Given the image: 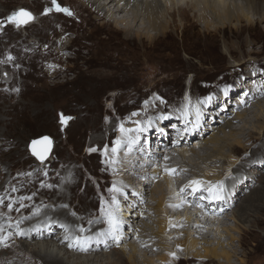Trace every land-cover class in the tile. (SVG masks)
Returning a JSON list of instances; mask_svg holds the SVG:
<instances>
[{"label":"rangeland","instance_id":"obj_1","mask_svg":"<svg viewBox=\"0 0 264 264\" xmlns=\"http://www.w3.org/2000/svg\"><path fill=\"white\" fill-rule=\"evenodd\" d=\"M162 1L166 9L169 3L167 0ZM217 1L221 4H237L238 12L242 16L240 25L237 26L234 22L221 25L223 20L209 14L203 21L193 17L191 12L182 17L176 10L173 17L164 15V21L170 25L163 33L156 34L147 29L146 35L150 34V38L131 34L126 40L127 35L122 31L123 24L113 23L110 16L104 13L106 8L107 12L114 11L110 4L104 6L103 12H99L91 0H57L62 8H67L72 13L68 15L57 11L52 0H0V219L5 225L12 228L13 224L30 218L29 213H32L33 207L37 215L43 214V210L53 212L61 209L62 214L71 216L75 226L83 228V231L96 223L97 230L110 228L105 215L107 211H113L117 220L122 219L125 222V229H120L122 235L129 234L128 231L135 228L136 225L132 223V218H135L132 214L135 212L136 215L140 213L137 219L140 225L134 232L141 231L144 234L152 228L158 230V221L155 220L157 213L150 211L149 214L153 218L150 215L143 221L142 214L145 212L138 210L139 201L147 203L144 194L147 188L142 183L143 180L135 178L134 182L129 184L126 176L123 177L126 173L118 168L116 157L119 152L124 154L126 148L129 150L135 147L133 144L126 147L127 144L123 143L121 147L124 146V149L119 147V151L113 152L121 126L130 129L131 124H146L149 127L145 130L149 133L150 130L157 132L162 124H167L171 130L163 127L161 131L166 133L164 141L172 144L171 134L181 128L178 122L176 123L177 120H182L185 116L193 120V123L187 121L189 125L196 126V118L201 115L208 116L212 118L205 122L206 132H203L205 140L209 141L207 147L213 149L218 143L210 140L215 131L209 127H218L219 123H212L216 119L220 122V114L227 113L228 118H234L238 111L242 113L245 110H254L249 116L264 115V110L259 108L264 106L263 97H249L247 106L238 109V100L236 101L238 92L244 96L245 92H248L247 88L250 92L258 90L261 84V89L264 88V13H254L252 9L241 4V0ZM98 2L103 4L104 1ZM18 8L30 12L33 19L19 26L9 22L7 17ZM129 13L113 12L111 17L120 19ZM127 15L125 17L130 18L131 15ZM130 24L133 25V30H143L145 26L141 19L137 24L131 21ZM260 80L261 82H258ZM222 87L226 90L223 91ZM233 88H238V92ZM234 91L237 94H233ZM213 94L215 98H212ZM222 96L228 97L226 108L217 106ZM261 115L259 121L252 117L255 122L250 126L253 141L239 134L245 150L240 149L236 154L234 165L228 162L211 163L208 172L212 168L215 172L205 176L203 172H199L206 168L202 162H199V170L179 168L180 165L176 164L175 172L180 175L172 177L174 186L198 179L202 182L199 190L204 199L221 201L230 188L229 194H232L237 174L246 175L249 179L246 183L233 187L234 199L229 203L232 208L222 216H227L223 220L231 227L239 221L231 212L241 202L240 198L254 187H258V178L264 176V150L260 147L263 141L261 136H264V118ZM158 117L168 123H162L163 120L151 122ZM154 122L158 124H153ZM241 125L240 121H235L231 126ZM224 132L228 134L229 128L226 127ZM224 132L220 131L217 136L224 137ZM42 135L50 136L52 141L50 154L44 160H40L29 148L31 141ZM258 137L260 140L254 139ZM246 142L249 144L245 145ZM152 144L151 147L157 146L156 143ZM203 144L204 142L201 145ZM202 148L199 150L202 151ZM35 149L42 152L43 147L41 151L37 146ZM143 149H146L144 140L141 142V150ZM140 153L135 151L134 154L140 156ZM175 153V157H178L179 154ZM207 153L206 155H210ZM191 159L198 160L194 156H191ZM155 167L149 164L144 168L152 171ZM216 170H219L218 173ZM158 171L155 178L162 180L163 167H158ZM119 174H122V178ZM118 176L120 180L128 182L126 183L132 189L129 191L131 194L125 190V194H119L114 180L118 179ZM64 180L65 184H62ZM208 186L213 187L214 192H218L221 198H213L207 189ZM187 191L189 192V189ZM187 191L182 197L184 202L193 190L190 193ZM125 195L129 196L126 202L122 205L118 201L113 204V197L117 200L118 197L123 199ZM198 199L201 197L196 199L197 203H200L201 200ZM155 204L149 202L150 208ZM166 207L171 208L168 209V214L173 221L179 219L173 216L174 210L179 213L184 211L180 207ZM246 222L239 221L236 224L238 230L230 232L233 240L229 239L230 235L225 232L219 236L213 234V231L202 228L205 232L201 229L204 236L211 232L213 236L209 235L210 239L207 237L208 239L198 243V251L203 252L205 248L212 247L222 248L231 255L229 263L224 258L206 262L196 258L184 259V248L177 247V258L171 264H264V210L249 216ZM60 226L62 224L57 225V228ZM7 228L6 230L11 229ZM176 229L173 224L169 226V231ZM178 229L184 230V226ZM171 232H167L171 238L169 242L174 243L186 236L183 234L177 236L178 239L172 238L174 231ZM55 233L53 230L51 235ZM11 235H15L13 230L3 238ZM136 235H131V238L125 241L122 239V245H125L128 252V245L136 241ZM194 237L199 239L193 235ZM138 238L139 242L140 237ZM82 239L84 241V237ZM5 240L9 239H0V242ZM13 241L14 239L9 244L0 243V264H44L40 257H35L28 250L26 252L29 259L19 263L23 252L17 247L18 241ZM119 244L115 245L117 247H109L107 252H102L118 250ZM12 248L15 249L14 252L5 253ZM140 248L141 253H146L144 247ZM89 251L87 249V253H90ZM159 251V245L153 248V252ZM78 252L84 254L86 251ZM97 252L100 251L91 253ZM155 253H146V257L155 259V263H158ZM10 256L13 260L9 259ZM111 256L112 259L117 258L115 254ZM117 262L107 264H121Z\"/></svg>","mask_w":264,"mask_h":264},{"label":"bare ground","instance_id":"obj_2","mask_svg":"<svg viewBox=\"0 0 264 264\" xmlns=\"http://www.w3.org/2000/svg\"><path fill=\"white\" fill-rule=\"evenodd\" d=\"M103 1H104L103 4L99 3L98 0H91V3H93L97 9H99V12H103L102 10L104 9L105 5L110 4L109 6H111V5L113 6L112 8L114 9V11L109 12L110 10H108V12H107V8H106V10L104 9V13L107 14L108 17L110 16L109 18L113 23H115V24L122 23L123 24L124 27H123L122 31L124 32L125 35H127L125 38L126 40L129 39L128 36L129 35L131 36V34H134L137 37L144 36V38L145 37L150 38V34L146 35V34H148V33H146L147 29L153 30L154 33H156V34L163 33L166 30V28L170 25L169 22L164 21V18H163L164 15L168 14L171 17H173V14L176 12V10L178 12V15H180L182 17L187 16L188 12H191L193 17H195L197 20H200V21L207 19V15L209 14L216 19L223 20L221 25L222 24L224 25V23L230 24V23L234 22L238 26L242 22L241 21L242 16L238 12V6H237V4H235L233 2L221 4L217 0H181L179 2L175 1V0H167L169 4H167V7L165 9L164 8L165 5L163 4L162 0H103ZM164 2H166V0H164ZM241 4H243L244 6H247L248 9L249 8L252 9V11L254 13H260V12L264 13V0H241ZM123 11L130 12L129 14L131 16H129V14L128 15L126 14L130 18L125 17L126 15L124 17H121L120 19H115V18L111 17V14L113 12L121 13ZM139 19L143 20V22L145 24L144 28H142L143 30H141V29L133 30L132 29L133 25L130 24V21H131V23L134 22V24H137ZM205 26H207V23ZM235 63H237V62H235ZM241 64L238 63V65H241ZM258 82H261V80ZM238 86H240V84H238ZM261 87H262V84L260 87H258V90H253V92H250L249 89L247 88L248 92H245L244 96H243V94H241V92H238V90H237L238 88H233V89H236L238 94H239L238 95L235 92L236 90L233 92V94H237V96H238L237 99L235 97L236 101L238 100L237 109L239 107L247 106V103H248L247 99L249 97L251 99H254V98L260 99V97L264 98V88L261 89ZM263 87H264V85H263ZM222 89H223V91L226 90L224 87H222ZM231 92H232V90H231ZM213 96H214V94L212 95V98H215V96L214 97ZM242 96H243V98H242ZM260 101L262 102V100H260ZM226 104H228V97L222 96V98H220V102L218 101L217 106H222V107L226 108ZM255 105L256 104H254V106ZM259 108L264 110V106H261ZM204 109L205 108H203V110ZM222 111H224V110H222ZM227 111H229V109ZM231 111H232V109H231ZM253 111L254 110H252V111L251 110H248V111L245 110V112H242V113H239L240 111H238L235 113L236 116L234 118H228L229 115H227V113L220 114L219 117H221V120H220L221 123L218 122V119H216L214 121V123H212V124H217V125L219 123L218 127L215 126V129L211 128L212 125L209 127L210 130L215 131L214 133H212L211 137H213V138L210 140L218 143V145L216 144L217 146L214 147L213 149L207 147L209 141L205 140V138H204L205 137L204 133L206 132L205 131L206 130L205 122L210 121L212 117H208V116L205 117L203 115L196 118V123H195L196 126H192V124L189 125V123L192 122L193 120H191V118H186L185 116H184V118L182 117L183 118L182 120H177L176 123L178 122L180 127L181 126L183 127L182 130L180 132H178L179 138H176L174 140V142H175L174 144H169L167 142L164 144L163 147H161V149H158V150L154 149V147H151V145L153 146L152 143H154V145H155V143H157L159 141L163 142L165 140L164 137H166L165 136L166 133L163 134L161 129H164L163 127H165L166 130H171L169 127H167V124H166V126H165V124H162L163 126L157 132H154V131L152 132V130H150L149 133L146 132L145 129H147L149 127V125H146V124L143 126H139L137 124H134V125L131 124V127L129 129L130 131L128 133L123 134L122 132L119 131V134H117V136H118L117 139L120 140V144L117 145V143H115L116 151H119V147H121L123 145V143L127 144L126 147H128V144H133L135 147L133 149L129 148V150L126 148V153L124 152V154H123V153L119 152L117 157L115 156L117 161H118V164H119L118 168L120 169L121 172L126 173L125 175H123V177L126 176L129 184H131V181L134 182L135 178L136 179L141 178L143 180L142 183L145 184V186H146L145 188H147V189L144 193L146 195V197L143 194L142 195L146 198L147 203L145 204L144 201H142V200L139 201L138 202V208L139 209L138 208L137 209L138 210L142 209L141 211L145 212L142 214V220L143 221L150 217V215H151V214H149L150 211H155V213H157L155 220L158 221V230H154L152 228V230H149L146 232L143 231L144 234L141 233V231L134 232V229L138 230V226L140 225V223H138V221H137L140 213L139 214L137 213V215H136V212H135L134 214H132L133 215L132 217H135V218H132V217H130V218H132V223L136 226L132 230L128 231L129 234H127V235L126 234L122 235V233L120 232L123 229H125V225H126L122 219L118 220L119 223H118V226L115 230H112L110 228H108L104 231L97 230L96 225H98V224L96 223V224H93L94 226L90 227L88 230L83 231V230H81L83 228L79 229L78 226H75V224L72 220L73 218L71 216H69V215L64 216L62 214L61 209L53 210V212L52 211H45L44 212V210H43V214L37 215L36 210L32 207L31 208L32 213H29L30 218L13 224L12 228H11V226L5 225V223L0 219V238H3L4 235H8V232L12 231V230H13V233H15V235H16V236L15 235L14 236H12V235L7 236L6 239H9V240H5L4 242H0V243L9 244L10 241L13 239H14L13 242L18 241L19 245L17 247L21 252H23L19 257V259H20L19 263H21L24 260L29 259V255L26 252V250H28V252L33 254L35 257L36 256L40 257V260L44 264H107V263H113L115 261H118L121 264H134V263L140 264L141 262L143 264H171L173 262V260L175 258H177V255H176V248L177 247L184 248V251H183L185 253L184 259H190L191 260V258H196L202 262H206L209 260L211 261L212 259L224 258V260L226 259L225 261H227L229 263L231 255L228 252H226V250H224L222 248L218 249L216 247H212V248H205L203 250V252H200V250L198 251V249H197L198 243H200L201 241L202 242L205 241L206 239L209 238V235H212L211 234L212 232H211L210 234H207V235L205 234V236H204V232H202V231L204 229H206V231H209V232L213 231L214 232L213 234H216L219 236H222V232H225L226 234L230 235L229 239L233 240L234 237H231L233 235L230 232L233 230H238V227L236 224L239 223V221L240 222L242 221L243 223H245L246 220H248L249 216H254L259 212V210H262V211L264 210V176L258 178V180H259L258 187H254V188L252 187L253 189H251V191H249V193L245 194L243 198H240L241 202H239V204L240 203L241 204L240 205L238 204L236 206V209H234L231 212L232 214L230 213L234 217L237 216V219L239 220L236 222L235 226L233 225L234 227H231V226H229V224L224 222L223 219H225V217H227V216H224V217H222V216H223V214L225 215V212L228 209L232 208L229 206V203H231L234 199L233 198V194H234L233 187L234 186L238 187V185H240L242 183H246L247 180H249L247 177H245L246 175L241 174V173L237 174V177H236L235 181L233 182L232 194L231 195L229 194L230 189H231L230 188L229 190H227L226 195H224V198L221 201L206 200L203 198L204 196H202L201 190H199V191H195V192L192 191L191 195L186 197L187 200H185V202L182 199V197L185 195L187 189H189V192L187 191V193H190L191 190H193V188L191 186L192 181L186 182V183L182 182V184H180V186H174V184L172 182V177H175V176L178 177L180 175L179 172H175V168H176L175 166H177L176 164L180 165V167L178 166L179 168L188 167V169L189 168L190 169L196 168L199 170V167H200L199 162L200 163L202 162L206 166V168L203 171L199 170V172H201V173L203 172L205 176H207L208 173L214 174V172H215V171H213L214 170L213 168H212V170H210L208 172V169H210L209 164H211V163H215V162H219V163L225 162L226 163V162H228V164L234 165L235 164V157L237 156L236 154H238L240 149L245 150V147H243V141H241L239 139V134L245 135V136H247L248 139L249 138L251 139V137H253V136L251 135L252 134V130H251L252 127L250 128V126H251V124L253 125L255 123L252 120V117L253 116L256 117V121L257 120L259 121V115H261V114L253 115L252 117L249 116L253 113ZM261 116H263L262 118H264L263 114ZM223 117H225V119ZM222 119H224V120H222ZM154 120H159L160 122H161V120H163L162 123H168V121L164 120L162 117H158L156 119H153L151 122H153ZM187 121L189 123H187ZM235 121H237V122L240 121V123H242V125L240 127L239 126H237V127L233 126L232 127L231 125ZM263 122H264V119H263ZM153 124H158V123L154 122ZM168 126H170V125H168ZM226 127L229 128L228 134L226 132H224V129ZM124 128L126 129V127H124ZM245 129H247L248 131L244 132ZM253 129L255 130V128H253ZM166 130H165V132H166ZM203 130L205 132H203ZM220 131L224 132V134H226V135L224 137H218L217 134ZM145 133H147V134L144 135ZM213 134L214 135L216 134V136H214ZM194 136H195V138H193ZM245 136H243V137H245ZM261 137H262L261 140H263V141H262L260 147L264 150V136H261ZM126 139H128L127 140L128 142L126 141ZM159 139H161V140H159ZM254 139L260 140L259 137L254 138ZM143 140H144V146L146 149L141 150V142ZM203 142H204V144L201 145ZM248 144L249 143L246 142L245 145H248ZM200 147L201 148L204 147V148H202L203 149L202 151L199 150ZM121 148L124 149V146ZM210 149H212V150H210ZM160 150L162 151V153H159ZM128 151H131L132 153L128 152ZM135 151L141 152L139 154L140 156L135 155L134 154ZM175 152L179 154L178 157H175V155H174ZM207 152H210V153H207ZM251 152L253 153V151H251ZM206 153L210 154V155H206ZM133 154H134V156H133ZM191 156H194L198 160L192 161ZM111 158L113 159V157H111ZM112 162L115 164L114 161H112ZM181 163H182V165H181ZM114 164H113V166L116 165V164L115 165ZM149 164L155 165L156 166L155 169L154 170L152 169V171H149L148 169L144 168ZM161 166L163 167V171H162L163 174H161V175H163L164 177L162 176L163 177L162 180H158L155 177H157V174L160 171V170L158 171V167L160 168ZM115 167H117V166H115ZM217 171H219V170H216V172ZM193 173L196 174V172H193ZM219 174H220V172H219ZM121 175L119 174V176L122 178ZM119 176H118V179H114L116 181V187H117V190L119 191V194H121L125 191H127V193L129 191H132V189L129 188V186L127 184L128 182L126 181L127 182L126 183L124 180H120ZM151 176H152V178H150ZM149 179H151V180H149ZM147 180H149V182H147ZM138 181H140V180H138ZM62 184H65V180L62 182ZM212 184H214V183H212ZM138 185H140V184H138ZM204 185H205V183H204ZM140 186H142V185H140ZM238 191H241V190H238ZM258 193H259V196H257ZM62 194H63V196H65V194L63 192H62ZM123 194H125V193H123ZM129 194H131V192H129ZM132 194H134V193H132ZM180 196H181V198H180ZM235 196H236V194H235ZM127 197H129V196L125 195V196H123V199H122V197H118V199L116 201L120 202L122 205L123 202H126ZM155 197H157V198H155ZM197 197H201V199H198V200H201L200 203H197V200H196ZM154 198L157 200H155ZM188 200H189L190 204L188 203ZM149 202H155L156 204L153 205V208H150ZM143 203L145 205H143ZM167 205H169L171 207L174 206L175 208L180 207V208L184 209V211L182 213L181 212L180 213L175 212V210H174L173 216L179 217L178 220L175 219V221H173L170 219L169 214H168L169 213L168 209H171V208H167L166 207ZM143 206H144V208H143ZM172 209H173V207H172ZM71 210L73 211V209H71ZM51 212H52V214H51ZM47 215H49V216L46 217ZM151 217H152V215H151ZM139 221H141V219ZM153 222H155V221H153ZM38 223H40V224H38ZM59 224L60 225L62 224V226H60L58 229L57 225H59ZM172 224L177 229L169 231V226ZM79 225H80V222H79ZM183 226H184V230L178 229V228L183 227ZM61 227H64V228H61ZM6 228L10 229V230H6ZM202 228H204V229H202ZM120 229H122V230H120ZM201 229H202V231H201ZM53 230H55L56 233L51 235ZM65 231H68L69 234H71L73 236L71 238H68L66 236V234L64 233ZM171 231H174V233L171 235L172 238L176 237L178 239L177 236H180L183 234H185L186 236L184 238H182V240H176L174 243L169 242V240L171 238H170V236L167 235L168 234L167 232H169V234H171L172 233ZM123 233H125V231ZM134 234H137L135 237L136 241L134 243H131V244L129 243L128 247L130 248V251L128 252L127 248L125 247V245H122V243H123V241L129 239V237L131 235L133 236ZM193 235L196 237H199V239H197L195 237L193 238ZM82 236L84 237V239L89 238V239H87L86 247L88 250H90L89 251L90 253H87V251H86L84 254H80L78 252V251H80V252H83V251L80 250V245L77 244L76 238L80 237V240L83 241ZM73 237L75 238L74 242H70ZM138 237H140L139 242L137 240V239H139ZM15 239H18V240H15ZM122 239H123V241H122ZM115 240H119L120 242L116 243ZM1 241H2V239H1ZM22 241H28V242L30 241V242L27 243V242H22ZM31 241H33V243ZM111 241H112V243H111ZM13 242H11V243H13ZM158 242H159V244H157ZM118 244H119L118 250H114V251L108 252V253L102 252L103 250L105 252H107V249L109 247H112L113 245H114L113 247H117L115 245H118ZM69 245H72V247H70ZM157 245H159L160 251L155 253V252H153V248ZM24 246L26 249L24 248ZM140 247H144L143 250H147L146 253H148V254L149 253H152V254L155 253L157 256L158 263H155V261H154L155 259H147L146 253L145 252L141 253L142 250ZM10 250L11 251H5V253L8 254L9 252L11 253V252L15 251L14 248H12ZM95 250L96 251L99 250L101 253L97 252V253L92 254L91 252L95 251ZM112 254H115L117 258L112 259V256H111ZM209 256L211 258H208ZM7 259H8V257H7ZM9 259L13 260V258L11 256L9 257ZM14 264H16V263H14ZM174 264H176V263H174Z\"/></svg>","mask_w":264,"mask_h":264},{"label":"snow or ice","instance_id":"obj_3","mask_svg":"<svg viewBox=\"0 0 264 264\" xmlns=\"http://www.w3.org/2000/svg\"><path fill=\"white\" fill-rule=\"evenodd\" d=\"M52 3L56 6V10L57 11L65 12L68 15L72 14L67 8H62L57 3V0H52ZM7 19H8L9 22L19 26L20 24H27L30 20L33 19V16H32V14L30 12H28V11H26L24 9H21L18 12H13L11 15H9L7 17ZM120 130H121L122 133L130 131L129 129L123 128V126H121ZM45 140H47V138H45ZM116 143H117V145H119L120 144V140H117ZM91 150L95 151V149H91ZM115 151H116V148H113V152H115ZM34 154H37V153H35V151H34ZM38 155H40L41 159L43 158V154H38ZM201 183L202 182L199 181V180H195V181L191 182V186H192L194 192L195 191H199ZM114 191H116V189H114ZM208 191H209L210 194L213 195V198H215V199H220L221 198L218 192H214L213 187H209ZM117 203L118 202L116 201L115 197H113V204H117ZM102 211H104V210L102 209ZM105 215L107 216V221H108V224L110 226V229L115 230L117 228V226H118L119 221L116 219L114 212L113 211H107V212H105ZM0 239H6V238H0ZM87 239H89V238H85L84 241L81 242L80 237L76 238L77 244L80 245V250L87 251V247H86ZM69 246L72 247V245H69Z\"/></svg>","mask_w":264,"mask_h":264},{"label":"water","instance_id":"obj_4","mask_svg":"<svg viewBox=\"0 0 264 264\" xmlns=\"http://www.w3.org/2000/svg\"><path fill=\"white\" fill-rule=\"evenodd\" d=\"M19 10H21V8H18L15 10V12H18ZM25 10V9H24ZM27 11V10H26ZM31 21V20H30ZM29 21V22H30ZM45 138H47V140H45ZM35 142V143H34ZM35 146L38 147L39 151H41L42 147H43V150L42 152H37L36 149H35ZM30 150L31 152L34 154V151L35 153H37L36 155L40 158V155L38 154H43V158L40 160H44L46 159L49 154H50V151L52 149V141H51V137L48 136V135H42L34 140L31 141V144H30Z\"/></svg>","mask_w":264,"mask_h":264}]
</instances>
